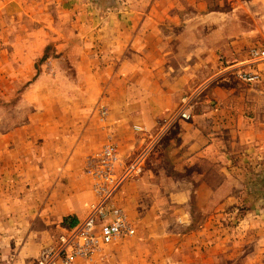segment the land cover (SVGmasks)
<instances>
[{
    "label": "crops",
    "instance_id": "crops-1",
    "mask_svg": "<svg viewBox=\"0 0 264 264\" xmlns=\"http://www.w3.org/2000/svg\"><path fill=\"white\" fill-rule=\"evenodd\" d=\"M181 1L182 27H165L166 22L177 23L180 12L155 5L150 11L112 15L114 24L96 30L90 26L97 38L89 44V58L97 59V48L105 52L100 58L104 75L86 76L85 86L77 87L74 123L42 129L29 142H4L0 264H34L62 230L86 218L94 197L84 164L110 137L121 160L141 172L122 186L115 204L137 230L158 227L160 234L149 235V240L158 248L166 246L150 258L164 260L161 264H264L263 221H254L243 236L220 221L224 212L239 210V196L246 194L239 190L243 171L236 164L251 157L237 158V150L252 154L254 147H264V95L236 92L229 86L230 75L218 72L216 53L222 43L218 22L212 20L219 14L204 16L192 4L221 0L154 2ZM237 68L260 71L259 85L264 84V63L254 64L246 55L223 72L236 76ZM40 95L43 99L44 93ZM187 97L195 101L185 109L182 100ZM102 104L109 108L106 125L97 119ZM183 112L190 120L180 116ZM19 147L26 166L13 156L11 148L20 154ZM12 161L21 165L14 168ZM179 222L183 232L178 234L173 227Z\"/></svg>",
    "mask_w": 264,
    "mask_h": 264
},
{
    "label": "rangeland",
    "instance_id": "rangeland-1",
    "mask_svg": "<svg viewBox=\"0 0 264 264\" xmlns=\"http://www.w3.org/2000/svg\"><path fill=\"white\" fill-rule=\"evenodd\" d=\"M154 1L0 0V157L4 154V142H29L35 140L42 129H53L58 125L69 127L74 123L75 108L79 106L75 98L80 97L77 87L85 86L83 81L86 76L104 75L100 58L105 52L97 48V59L89 58V44L97 38L96 34H90V26L96 30L111 23L112 15L129 11H150L154 5L157 9L180 12L177 23L166 22L165 27L183 26V1L159 6ZM192 5L198 6L204 16H211L212 11L219 14L218 20H212L213 24L218 22L217 37L223 44L216 53V59L218 72L223 77H231L230 88L239 93L255 91L264 95V84L249 85L238 79L237 75L233 76L230 71L223 72L225 68L233 66V63L242 62L252 48L264 47V0H221L220 3ZM169 20L171 19L167 21ZM38 80L40 84L37 86ZM39 92L44 93L43 99L41 95L39 97ZM194 101L191 98L188 106ZM209 102L207 104L212 105ZM102 111H106L104 116ZM96 113L98 122L106 125L109 108L99 105ZM107 142L104 145L115 140L110 137ZM258 148L254 147L252 154L243 151V148L237 150V158L247 153L251 157V160L236 164V169L243 171L239 190L246 194L239 196V210L224 212L220 218L221 224L232 229L231 233L235 235L243 236L248 233L249 226L254 221H263L261 224L264 225V147L261 150ZM11 149L16 161L20 159L26 166V158L22 156L24 150L21 151L19 147V154L18 148ZM101 149L89 155L84 164V174L89 180L91 192L92 180L85 173L86 162ZM9 150L5 154L8 155ZM11 164L14 168L21 165H16L13 161ZM133 164H126L121 160L117 168L118 174L124 175ZM25 170L24 167L21 172ZM139 172L137 166L133 173L128 172L129 176L120 189L126 182L139 176ZM231 186L233 184L229 188ZM93 197L95 200L94 194ZM128 219L133 221L129 217ZM140 229L144 233H140ZM153 229L155 233L152 232ZM173 230L178 234L182 233L181 223L174 226ZM160 232L158 227H138V230L136 227L134 237L106 246L92 260L79 261L76 264H161L164 260H153L150 257L153 251L166 249V246L158 248L148 237Z\"/></svg>",
    "mask_w": 264,
    "mask_h": 264
},
{
    "label": "built area",
    "instance_id": "built-area-1",
    "mask_svg": "<svg viewBox=\"0 0 264 264\" xmlns=\"http://www.w3.org/2000/svg\"><path fill=\"white\" fill-rule=\"evenodd\" d=\"M250 61L254 64L264 63V47L252 48L249 51ZM238 79L249 84L259 85L262 82L260 71H247L237 68ZM190 103L183 99L184 108ZM186 109V108H185ZM103 116L106 111H102ZM184 120L191 116L181 113ZM121 163L119 148L115 143L104 145L86 162L85 173L92 180V192L95 200L89 205V213L76 227L60 233L50 246L43 248L34 264H76L79 261H90L104 247L124 238L136 235V226L128 219L125 211L115 204V196L124 180L135 171V164L120 176L117 168ZM129 172V174H128Z\"/></svg>",
    "mask_w": 264,
    "mask_h": 264
}]
</instances>
